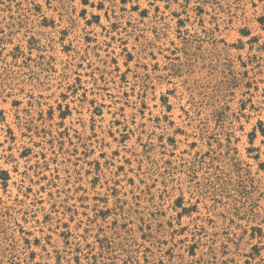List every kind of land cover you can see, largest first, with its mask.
I'll return each mask as SVG.
<instances>
[{"label": "rangeland", "instance_id": "obj_1", "mask_svg": "<svg viewBox=\"0 0 264 264\" xmlns=\"http://www.w3.org/2000/svg\"><path fill=\"white\" fill-rule=\"evenodd\" d=\"M0 264H264V0H0Z\"/></svg>", "mask_w": 264, "mask_h": 264}]
</instances>
